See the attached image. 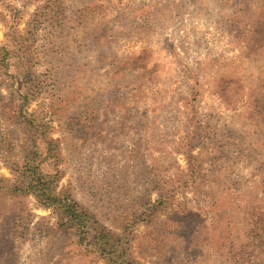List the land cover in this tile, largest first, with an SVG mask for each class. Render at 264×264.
Returning <instances> with one entry per match:
<instances>
[{
  "label": "rangeland",
  "instance_id": "374dc122",
  "mask_svg": "<svg viewBox=\"0 0 264 264\" xmlns=\"http://www.w3.org/2000/svg\"><path fill=\"white\" fill-rule=\"evenodd\" d=\"M42 1L0 0V181L13 184L35 151L58 192L118 235L168 195L126 236L140 264L255 259L264 0H60L62 26L42 22L29 38L39 81L26 103L14 39ZM0 264L105 263L33 197L0 196Z\"/></svg>",
  "mask_w": 264,
  "mask_h": 264
},
{
  "label": "trees",
  "instance_id": "16d2710c",
  "mask_svg": "<svg viewBox=\"0 0 264 264\" xmlns=\"http://www.w3.org/2000/svg\"><path fill=\"white\" fill-rule=\"evenodd\" d=\"M40 4L35 19L29 25L31 30L27 32V37L14 39L16 48L19 49L15 58L18 60L20 66H18V70L26 89V95L23 97L26 103L28 98L37 92L39 81V78L31 72L30 55L27 49L29 38L34 37L42 22L60 26L59 21L64 22L65 19L61 13L65 10L62 1L43 0ZM39 159L37 152H29L16 181L13 184L0 181V196L33 197L41 207L52 210L56 214L61 227H66L74 232L75 242L79 249L95 254L105 264H140L129 256V240L126 236L131 232L134 225L146 223L159 211L165 210V205L169 199L168 195L162 194L154 203L148 199L141 206L142 212L136 210L130 217H126V223L122 227L123 232L118 235L104 227L94 214L89 213L72 197L66 193L58 192L55 176L43 172ZM152 182L155 188L156 186L163 188L162 178ZM142 198L140 199L142 200ZM255 233V236L260 240L257 246L259 249L257 256L251 261L241 258L237 261L238 263L263 264L264 257H260V254L264 253V231L263 235H258L257 231Z\"/></svg>",
  "mask_w": 264,
  "mask_h": 264
}]
</instances>
